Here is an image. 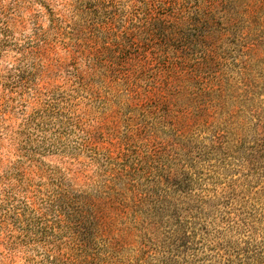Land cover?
I'll list each match as a JSON object with an SVG mask.
<instances>
[{"label":"rangeland","instance_id":"374dc122","mask_svg":"<svg viewBox=\"0 0 264 264\" xmlns=\"http://www.w3.org/2000/svg\"><path fill=\"white\" fill-rule=\"evenodd\" d=\"M90 1L24 0L2 46L0 264H83L50 205L60 186L105 209L98 264H157L175 211L189 264L245 261L252 229L237 222L264 218V0H199L197 20L168 30L181 74L160 70L150 46L129 82L125 66L74 52L98 35L78 15ZM12 188L30 202L23 222L3 202Z\"/></svg>","mask_w":264,"mask_h":264},{"label":"trees","instance_id":"16d2710c","mask_svg":"<svg viewBox=\"0 0 264 264\" xmlns=\"http://www.w3.org/2000/svg\"><path fill=\"white\" fill-rule=\"evenodd\" d=\"M23 1L0 0V55H3V44L14 38V29L23 18L25 12ZM190 1L193 4L188 7L187 4ZM198 1L91 0L86 9H83L78 15L85 24L98 32V35L90 39L85 47L78 39L74 52L91 50L96 60L104 59L106 62L110 61L125 66L122 67V72L124 81L127 82L133 76L129 66L134 68L138 64H142L144 59L150 56L149 49L150 46H153L156 51L154 57L159 63V69L166 70L168 74L169 72L181 74L184 67H181L182 69L179 71L175 69L182 62L181 55L170 56V51L165 45L170 41L168 30L186 23L184 21L186 13H188L186 19L189 22L190 20H197L193 9L197 7L200 11L201 5ZM51 13L54 14L53 9H51ZM56 18L60 19V17ZM78 22L79 20L75 23ZM76 30H78L77 27L74 32ZM168 76L165 78L167 82L169 81ZM187 180L188 177L185 178V181ZM74 190L73 187L63 189L60 186L59 190L52 195L50 205L53 211H59L58 219L59 223L63 224L62 228L72 230L69 236V244H71L72 250L77 252V257H80L81 262L83 264H98L99 260H103V256L100 252H93V248L98 238L107 230L108 224L103 219L105 209L99 208L96 204L91 205L92 202L90 204L84 203L86 201L82 199V195ZM3 202L9 203L17 209L15 217L20 222H23V217L29 218L27 212L31 214L30 202L29 200L20 202V197L14 188L12 191L6 192V198ZM82 203L83 207L81 206ZM147 212L150 216L164 217L166 211L165 209L154 208ZM31 215L33 216V214ZM170 217L175 218L178 229L169 232L164 242L162 241L164 249L160 252V261L157 264H189L191 249L188 239L192 237L186 235V218L176 215V211ZM250 217H254V214ZM34 221V218H30L27 222L25 221V224L34 223ZM240 221L237 223L244 222L241 227L252 229L251 233L247 235L248 240L244 249L245 261L244 258L241 259L236 254H230L225 258L218 254V256H214L216 264H264V218L253 220L254 222H247L244 219ZM49 227V224H45L38 231L45 243L47 242L46 237L49 235L45 232H48ZM140 230L141 236L145 235V226H140ZM48 243H51L53 247L49 251H53L59 245L50 240ZM49 258L58 262L61 259V254L53 252L49 254ZM207 259L213 260L212 258Z\"/></svg>","mask_w":264,"mask_h":264}]
</instances>
